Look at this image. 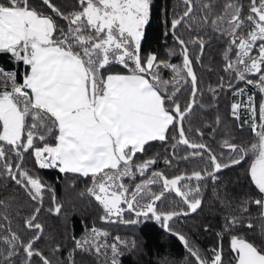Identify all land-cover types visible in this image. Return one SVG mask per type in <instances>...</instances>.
Listing matches in <instances>:
<instances>
[{"label": "snow or ice", "instance_id": "1", "mask_svg": "<svg viewBox=\"0 0 264 264\" xmlns=\"http://www.w3.org/2000/svg\"><path fill=\"white\" fill-rule=\"evenodd\" d=\"M181 2L182 12L173 16L170 32L165 33L179 47V53L175 48L167 53L182 57L177 65L154 53L141 55L153 0H77L71 11L57 6L55 0H40L36 6L32 0H0V54L8 55L13 63L11 69L0 66V177L18 186L32 204L30 210L13 209L14 200L0 199V264H17L21 257L19 264H53L36 246L44 233L38 222L44 193L51 195L49 213L59 215L63 206L51 187L24 167L25 154L41 169L88 178L91 184L81 195L94 198L103 213L102 222L136 225L141 219H153L168 232H172L171 221L201 206V181H215L217 173L250 157L247 175L257 190L255 196L239 199L217 236L222 241L224 233H237L230 235L231 264H264V244L258 246L238 234L245 219L249 221L246 227H253L252 205L264 219V0ZM179 27L190 33L188 40L177 35ZM207 30L225 41L223 71L231 76L227 90L240 97L231 103L230 115L239 121L243 111L248 118L239 128L247 124L253 137L241 144L230 132L225 133L221 148H227L226 157L206 143L190 141L187 131L199 137L205 132L185 126L195 107H214L198 103L201 90L194 70L204 53L202 33ZM192 47L199 48L194 58ZM162 70H170L171 77L166 79ZM219 79L217 87L208 88L213 101L225 87L224 77ZM232 79L238 83L234 85ZM185 85L191 91L182 104L179 96ZM248 86L260 94L258 102L256 92L247 93ZM215 123L219 125V116ZM206 127L216 132L212 125ZM169 141L171 151L166 150L163 157L168 168L178 160L207 156L206 164L212 170L171 177L155 170L161 156H149L148 147L152 142L168 145ZM180 144L192 151L177 157ZM138 154L144 158L137 159ZM190 181L196 183H186ZM171 194L189 211L160 209L158 204ZM23 211L28 214L21 215ZM125 213L134 218L124 219ZM14 219L21 221L16 228ZM21 228L32 235L24 236ZM174 235L195 264H224L222 244L206 257L183 234ZM108 236L93 226L80 238L70 237L73 248L63 264H76L77 251L98 258L110 252L106 264H119L120 247H134V242L116 236L109 244ZM50 243L53 254L63 255L62 244Z\"/></svg>", "mask_w": 264, "mask_h": 264}, {"label": "trees", "instance_id": "2", "mask_svg": "<svg viewBox=\"0 0 264 264\" xmlns=\"http://www.w3.org/2000/svg\"><path fill=\"white\" fill-rule=\"evenodd\" d=\"M221 4L223 0H220ZM34 6L40 3V0H32ZM57 6L63 10L71 11L76 5L77 0H55ZM247 4V0H243ZM184 5L181 0H153L151 10V21L145 27V35L142 39L141 55L146 56L154 53L161 60H170L171 63L180 65L182 57L177 54L168 56V49L175 48L179 53V47L173 40L172 35H165L170 32V21L174 15L182 12ZM220 9L218 8L217 11ZM61 24L63 21H59ZM177 35H182L185 40L190 38V33L184 28L179 27ZM206 41L204 53L198 63H194V70L198 77V87L201 95L197 96L198 103L204 105L214 104L212 108L195 107L191 114L185 120L186 129L200 128L205 132L203 137H199L193 131H187L190 141L203 142L208 144L214 152L219 154L223 151L225 157L228 155L227 148H221V141L225 138V133L230 132L237 143L248 144L252 139L248 125H243L240 130L239 125L243 124L245 116L242 115L241 120L237 121L230 115L231 103L236 96L233 92L227 90V83L231 79L230 74L223 71L224 62L222 53L225 47V41L218 34L207 30L202 33ZM192 57L199 55V48H190ZM0 66L11 69L13 63L8 55L0 54ZM119 67V66H116ZM21 75L23 73V65L19 66ZM164 77L170 78L172 73L170 70H162ZM220 77H224V89L217 93V98L213 101L208 88H213L220 84ZM235 85L238 82L232 79ZM244 87L243 83L239 84ZM256 92L257 102L260 94ZM190 85H185L180 93L179 100L182 104L186 103L190 95ZM220 117V123H215L216 117ZM212 125L216 128V132L212 133L206 126ZM162 145L160 142H152L148 147L149 156L160 154L159 162L153 166L155 170L163 171L169 177L180 174L181 172L191 173L193 170H204L207 168L211 171V166L206 164L207 156L203 160L193 158L189 160H178L173 164L172 168H168L163 160L164 155L170 152L169 145ZM167 150V152H166ZM192 150L180 144L176 149V156L183 157ZM138 154L137 159H143ZM251 158L248 157L238 166L223 169L217 173V179L213 181L206 178L201 181V206L190 216H180L170 222L172 232H165L159 222L153 219L143 220L136 225H127L124 223H104L99 218L103 214L101 208L95 202L94 198L88 195H81L86 188L90 186L91 181L79 174L59 173L56 169L39 168L30 154L24 156V167L32 172L33 175L39 177L46 185L53 190L57 199L61 202L62 212L57 215L47 211L50 206L51 195L44 193V210L40 214L39 221L44 228L42 239L36 245L45 251L53 259V264H63V261L69 256L70 250L73 248L70 237H82L86 230L95 226L98 229L109 233L107 242H114V237L120 236L123 240L134 242V247L121 246V256L118 257L119 264H195L193 258L188 254L187 249L183 247L180 241L173 235L175 232L183 234L190 244L199 249L201 255L211 257V249L218 248L222 244L224 264H231L232 253L230 251V235L237 234L224 233L222 241L218 238L217 233L222 231L225 224V217L233 213L237 207L240 198L251 194L255 196L256 189L251 183L250 177L247 175V168ZM139 179V178H138ZM186 183L195 184V181ZM154 190H158L154 188ZM0 199L14 200L13 209L19 207L21 209L30 210L32 204L28 201L21 189L18 188L9 179L0 177ZM158 207L162 210H170L173 208H185L179 197L174 194L169 195L163 203H159ZM14 214V213H13ZM28 211H23L21 215H27ZM249 216L253 227L247 228L249 222L245 219L244 225L240 227L239 235L255 242L258 246L264 244V219L259 215V209L254 205L250 207ZM134 218L131 214L125 213L124 219ZM19 219H14L13 227L20 225ZM207 226V231L205 227ZM24 236L30 237L31 232H24ZM62 244L63 255L53 254L51 241ZM108 257H97L95 254L87 252L75 253L76 264H106ZM35 259V258H34ZM22 260V257L18 259Z\"/></svg>", "mask_w": 264, "mask_h": 264}, {"label": "rangeland", "instance_id": "3", "mask_svg": "<svg viewBox=\"0 0 264 264\" xmlns=\"http://www.w3.org/2000/svg\"><path fill=\"white\" fill-rule=\"evenodd\" d=\"M247 93H248V94H252V93H253V92L251 91V88L248 87V89H247ZM246 98H247V97L245 96L244 99H246ZM238 99H240V97H237V96H236V98L234 99L233 102H235V101L238 100ZM240 115H241V118H242V115L245 116V119L248 118L247 115H246L245 113H243V111H241ZM245 119H244V120H245ZM244 120H243V121H244Z\"/></svg>", "mask_w": 264, "mask_h": 264}, {"label": "water", "instance_id": "4", "mask_svg": "<svg viewBox=\"0 0 264 264\" xmlns=\"http://www.w3.org/2000/svg\"><path fill=\"white\" fill-rule=\"evenodd\" d=\"M194 212H191V211H189V214L187 215V216H190V215H192ZM165 232H168V231H166V230H164ZM173 235H174V233H173ZM177 239H178V236H176V235H174ZM179 240V239H178ZM180 241V240H179ZM180 243L183 245V242H181L180 241ZM183 247H184V245H183ZM185 248V247H184ZM186 249V248H185Z\"/></svg>", "mask_w": 264, "mask_h": 264}]
</instances>
